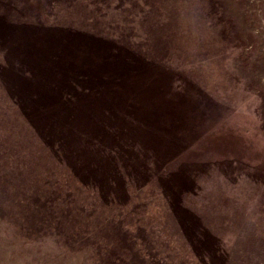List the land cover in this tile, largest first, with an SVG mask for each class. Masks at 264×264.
I'll list each match as a JSON object with an SVG mask.
<instances>
[{
  "label": "rangeland",
  "instance_id": "374dc122",
  "mask_svg": "<svg viewBox=\"0 0 264 264\" xmlns=\"http://www.w3.org/2000/svg\"><path fill=\"white\" fill-rule=\"evenodd\" d=\"M0 264H264V0H0Z\"/></svg>",
  "mask_w": 264,
  "mask_h": 264
}]
</instances>
